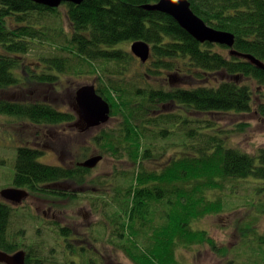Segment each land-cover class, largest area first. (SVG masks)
Returning <instances> with one entry per match:
<instances>
[{
	"label": "trees",
	"instance_id": "16d2710c",
	"mask_svg": "<svg viewBox=\"0 0 264 264\" xmlns=\"http://www.w3.org/2000/svg\"><path fill=\"white\" fill-rule=\"evenodd\" d=\"M188 1L209 26L234 34L233 50L264 62V0ZM156 2H65L62 14L60 6L0 0V117L25 129L28 120L55 127L72 121L70 111L36 97V90L51 91L67 73L93 78L111 105L108 125L81 150L112 160L111 177L88 180L84 175L94 170L49 166L37 161L39 148L20 147L15 181L37 193L56 180L97 182L104 195V241L120 247L132 264H177V250L195 245L220 253L224 247L198 222L227 209V198L244 182L264 180V146L242 150L223 127L229 117L250 113L264 121V69L229 54L225 45L197 41L171 15L142 7ZM137 40L150 45L147 62L131 50ZM33 54L36 61L28 60ZM12 90L32 95L22 100L10 96ZM247 125L235 124L239 130ZM253 212L264 217V206ZM13 216L0 199V250H26L27 264H57L44 255L45 243L11 232ZM236 220L245 229L242 245L249 247L231 249L232 264H264V236L252 239ZM88 255L79 250L65 261L96 264Z\"/></svg>",
	"mask_w": 264,
	"mask_h": 264
},
{
	"label": "rangeland",
	"instance_id": "374dc122",
	"mask_svg": "<svg viewBox=\"0 0 264 264\" xmlns=\"http://www.w3.org/2000/svg\"><path fill=\"white\" fill-rule=\"evenodd\" d=\"M62 14H65V7L60 6L59 7ZM66 28L68 27V24L65 25ZM226 46V45H225ZM228 47V46H227ZM230 50V49H229ZM228 50V53H229ZM36 57L33 54L32 56L28 57V60L36 61ZM70 73L63 74L61 78L58 80L57 85L55 84V87H51V91H45V90H36L37 91V98L39 99H49L50 103L53 104L54 107L57 109L63 110V111H71L72 104H74V98L76 96L77 88H79L84 83H94V79L90 78L88 76H83L79 78H73L72 75H69ZM95 84V83H94ZM20 94V97L22 100L26 97L31 96V92L27 91V93H21L20 91L12 90L10 91L9 95H18ZM232 118V119H229ZM227 121H225V125L219 124L220 127H225L227 130H231L232 134V143L236 145V147H240L242 150H247L249 152H256L259 146H264V121L261 119H257L254 114L250 113L249 115H243L240 117H229ZM110 121V120H109ZM109 121L99 127L91 128L88 131H81L80 126L74 127V130H71L69 126H58L59 135L62 139L67 141L68 143V149L71 152H74V155L78 161H84L88 157L97 154L95 149H91L90 152L86 151V155H84V152L81 151L83 148L88 147L90 143L93 141L94 136L98 133V128L106 127L108 125ZM238 122H244L248 123L245 130H239L238 126H235ZM217 128H220L218 127ZM19 125H10L7 121L4 120L3 116L0 117V191L4 188L10 186L8 174H10V177L14 176V156H13V150H11V146L13 145V141L15 140V137L13 136L12 132H8L9 128H17ZM222 127V128H223ZM65 128V129H64ZM79 129V130H77ZM11 131V130H10ZM18 131V130H17ZM20 128H19V132ZM41 133V131H40ZM26 135V134H25ZM59 139V136L57 137ZM40 148V147H38ZM42 149V148H40ZM67 159H69V156H67ZM12 158V163H11ZM41 162L44 160V156L39 159ZM49 162H60L58 156H51L49 158ZM66 160V159H64ZM126 166V165H125ZM114 167V162L112 160H101V162L93 168V173L89 175L90 179H94L96 176H109L112 175V169ZM264 180L260 179H254L253 182L249 181L247 184L244 182L243 186L238 189V193H234L230 197L227 198V209L224 208L222 212L219 214H215L214 216L207 217L202 222H198L197 226H200L202 228L207 229L210 231V233L213 235V238L216 240L219 246L224 247V250L220 253H217L213 251L209 246L205 245H195L191 249H179L177 250V264H232V258L233 254L230 255L232 251L234 250L236 246H242V248L249 247V246H243V235L245 232V229H240L238 227V220L241 222L240 227H245L246 229H249L252 231L253 236L252 239H257L258 236H264V229L263 225L259 226V222L264 220V217L262 215L258 216L257 212H253V209L258 206L262 205L264 206V185H261V183ZM257 183V185H255ZM236 185L238 186V183H233L232 186ZM86 187H83L80 191H82L83 194H81L83 197V201L80 203L70 206L75 208H70V211H66V213L60 215L58 213L59 221L65 222L67 224L68 222L65 221V218L68 216L73 217L74 215L78 218H81V220H85L86 223H91L93 227L91 228V235L95 238H99V245L98 247L102 251L105 252V257H103L100 253H98L96 250H88L87 253L89 254L88 257L96 258L98 261H96V264H132V261L126 257V255L121 251L120 247H117L114 244H107L104 241V238L106 236L105 228L102 225L103 220V214L102 212L97 214L98 206H94L92 203L96 201V203L100 204L102 198L104 195L101 193V187L97 182L90 181L87 182L85 185ZM261 188V189H260ZM79 191V192H80ZM1 199V197H0ZM253 199V205L252 200ZM32 200L26 201L24 205L28 207L30 205ZM255 203V205H254ZM37 214L34 216L37 218H41L43 211L46 210V206H44L43 202H39L37 198ZM25 206H22L16 210H14V216L13 219L17 223L11 229L12 233H17L18 235H24L21 238L28 240H31L33 242L42 243L46 246L45 248V256L49 257H55L57 264H66V258L70 259L72 255H69V253H66L64 246L65 244L60 245L57 244L55 241V234L51 231V226L49 223L44 222L43 228H40V231L37 232L36 227L32 225L25 217V220L23 217L27 214L25 209L23 208ZM25 207V208H27ZM262 210V208H261ZM103 211V210H102ZM74 214V215H72ZM48 215V214H47ZM66 215V216H64ZM105 215V214H104ZM48 216H52V214H49ZM43 221V220H42ZM106 221L103 220V222ZM234 224H237L236 226H233ZM239 222V223H240ZM26 223V225H25ZM100 225H98V224ZM103 226V229H102ZM24 228V230H23ZM50 228V230H49ZM53 228V226H52ZM77 229V228H76ZM21 230L24 232L22 233ZM103 230V231H102ZM100 231V232H99ZM21 232V233H20ZM37 232V233H36ZM102 235V236H101ZM104 236V238H103ZM17 237V235H16ZM20 238V237H19ZM250 238L248 237V243ZM105 242L106 246L104 247L102 242ZM251 241V240H250ZM57 245V250L54 251V253L51 252L52 247ZM97 245V243L95 244ZM251 247H253L252 241H251ZM93 249V246L91 247ZM241 248V249H242ZM64 250L66 251L64 253ZM243 250V249H242ZM246 252H251V250H244ZM262 251V249H261ZM260 251V252H261ZM43 254V253H42ZM69 256V257H68ZM77 258V259H76ZM74 260L77 261L78 264H81L80 259L78 257H74ZM226 261V262H225ZM36 264V263H34Z\"/></svg>",
	"mask_w": 264,
	"mask_h": 264
},
{
	"label": "flooded vegetation",
	"instance_id": "af4514ba",
	"mask_svg": "<svg viewBox=\"0 0 264 264\" xmlns=\"http://www.w3.org/2000/svg\"><path fill=\"white\" fill-rule=\"evenodd\" d=\"M37 97V96H36ZM45 101H47V98L45 99ZM72 109H70L71 111L68 112L69 115L74 116V119L72 121L69 122H64L63 124L59 125V126H69L71 130H74V127H81L80 130L81 131H88L91 128H86V126H83L82 124H78V115L75 112V98H74V104H72ZM60 110V109H59ZM63 111V110H62ZM23 125L26 124L27 127L22 128V125H20L19 127L15 128V129H9L8 132H12L13 136L15 137V140L13 141V145L11 146V150H13V156H14V168H15V162L18 156V151L20 147H25V148H30L33 149L35 152H37L38 147L42 148L40 149V151L42 150V154L37 157V161H39L40 163L49 165V166H60V167H64V168H69L72 169L75 167V165L77 167H83L80 166L79 163L81 161H78L74 155V152H71L67 147H68V143L67 141H65L64 139L61 138V136L59 135V131H58V126H49V125H38L37 122H31V121H24L22 122ZM58 127V128H57ZM19 128H20V132H22L21 134L18 133L19 132ZM96 128V127H95ZM65 129V128H64ZM11 130V131H10ZM18 130V131H17ZM30 130V132H29ZM79 130V129H77ZM79 130V131H80ZM41 131V133H40ZM29 134H28V133ZM26 134V135H25ZM59 136V139L57 138ZM69 156V159H67L66 157ZM44 156V160L43 162H41L39 159L41 157ZM53 156H58L59 160H61L60 162H49V158ZM93 156V155H92ZM89 158V157H88ZM66 159V160H64ZM86 160V159H85ZM11 163H12V158H11ZM86 168V167H85ZM90 169V168H89ZM93 170V169H92ZM71 172V171H70ZM69 173V172H68ZM67 173V174H68ZM93 172L90 171L86 175H84L87 179L89 177L90 174H92ZM10 174H8V178H9V185L6 188H17V189H21V190H26L28 191L29 195H27V199L22 200L20 203H15L13 201H11L10 199H5L1 197V200L3 202H5L6 205H9L10 207L13 208V210H16L22 206L27 207L26 205H24L26 203V201L28 202V200H32L30 203V205H28L27 208L23 207L26 211V215L23 217V219L25 220V217L28 218L27 220L34 225V227L37 226L38 224V228L37 232L40 231V228H43V224L44 222L49 223V225L51 226V231L55 234V241L56 243L63 245L65 250L64 253H69V255H74L75 253H77V251L79 252V250H86V253L88 250H96L98 253H100L103 257H105V252L106 251H102L98 245H99V238H95L91 235L90 237V233H91V228L93 227V225L91 223H86L84 218L83 220H81V218L76 217L74 214V218L73 217H66L65 221L67 219L66 222H68L67 224H65V222H61L59 221L58 218V213L60 215L66 213V211H70V208H75V207H70L73 205H76L78 203H80L81 201H83L84 199L82 198L83 196L81 194L82 191H80L83 187H86L85 185L87 184V181L85 182V184L83 183H79L76 181V179H72L68 182V180H61V181H52L49 182L48 184H45V186L48 188V192L46 193H42V192H38L37 190L32 191V189L27 188L24 185H20L17 184V182L15 181V174L13 177L9 176ZM77 177H82V176H77ZM82 177V178H85ZM80 191V192H79ZM1 196V195H0ZM37 198L39 200V202H43L44 206H46V210L43 211V218L41 220V218H37L34 215L37 214ZM81 200V201H80ZM94 206L96 207V205L98 206L97 209V214L103 212V207H102V200L100 202V204L96 203V201L92 200ZM103 210V211H102ZM49 214H52V216H48ZM103 217H104V213ZM66 216V215H64ZM103 220H105V218H103ZM102 220V225L104 226V222ZM26 221V220H25ZM98 224V223H97ZM26 225V223H25ZM100 225V224H98ZM53 226V228H52ZM102 226V229H103ZM49 228V230H50ZM77 228V229H76ZM24 230V228H23ZM104 230V229H103ZM102 230V231H103ZM36 232V233H37ZM41 232V231H40ZM100 232V231H99ZM64 233H66L67 235H65ZM102 236V235H101ZM104 238V236H103ZM97 243V245H95ZM104 247L106 246V244H104L105 242H102ZM57 245L52 247V251L54 253L55 250H57ZM93 246V249L91 248ZM26 251V250H25ZM13 254V253H11ZM26 259H27V251H26ZM4 264V263H2ZM27 264V263H26Z\"/></svg>",
	"mask_w": 264,
	"mask_h": 264
},
{
	"label": "water",
	"instance_id": "95a60500",
	"mask_svg": "<svg viewBox=\"0 0 264 264\" xmlns=\"http://www.w3.org/2000/svg\"><path fill=\"white\" fill-rule=\"evenodd\" d=\"M36 3L49 7H59L65 2L81 4L84 0H33ZM144 9L167 13L189 32L197 41L212 42L229 47V54L250 60L253 64L264 69V62L251 54H242L233 50L235 43L234 34L215 29L209 26L202 18L191 10L188 0H158L156 3L143 4ZM131 50L142 62L150 58L151 48L148 43L137 40L131 44ZM94 83H84L77 88L75 96V112L79 117L78 124L86 128H95L107 123L110 119L111 105L100 95ZM103 159L102 155H93L79 163L80 166L93 169ZM0 197L20 203L27 199L28 191L17 188H4L0 191ZM0 263L4 264H26V251L19 250L13 254L0 250Z\"/></svg>",
	"mask_w": 264,
	"mask_h": 264
},
{
	"label": "bare ground",
	"instance_id": "6f19581e",
	"mask_svg": "<svg viewBox=\"0 0 264 264\" xmlns=\"http://www.w3.org/2000/svg\"><path fill=\"white\" fill-rule=\"evenodd\" d=\"M95 155H99V154H95Z\"/></svg>",
	"mask_w": 264,
	"mask_h": 264
}]
</instances>
